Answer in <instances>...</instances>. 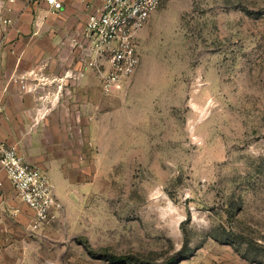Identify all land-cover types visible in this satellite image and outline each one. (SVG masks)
I'll list each match as a JSON object with an SVG mask.
<instances>
[{
    "label": "rangeland",
    "instance_id": "obj_1",
    "mask_svg": "<svg viewBox=\"0 0 264 264\" xmlns=\"http://www.w3.org/2000/svg\"><path fill=\"white\" fill-rule=\"evenodd\" d=\"M67 10H48L37 35L76 76L87 10ZM138 47L125 90L90 78L83 93L67 72L43 88L49 123L21 152L50 172L63 207L34 230L19 198L16 257L264 264V0H164Z\"/></svg>",
    "mask_w": 264,
    "mask_h": 264
},
{
    "label": "crops",
    "instance_id": "obj_2",
    "mask_svg": "<svg viewBox=\"0 0 264 264\" xmlns=\"http://www.w3.org/2000/svg\"><path fill=\"white\" fill-rule=\"evenodd\" d=\"M79 1L67 0L64 9L55 13H67V8L77 5ZM85 9L88 14L86 6ZM48 15V7L42 2L0 0V138L16 145L20 152L23 151L24 140L36 136L49 123L48 118L39 121L47 109L42 100L47 102L52 99L50 93L43 91V88L51 90L54 81H65L64 74H71L67 62H57L55 59L53 42L48 47L44 43L45 47L41 37L37 35L43 28L44 17ZM46 48L51 49L49 57L46 55ZM80 63L81 61V68ZM59 66L64 68L62 72ZM80 78L77 84L81 91L85 89L87 79L97 80L101 84L93 72ZM23 84H26V88L22 87ZM29 161L50 175L47 169ZM56 192L58 194L57 190ZM18 200L16 190L5 179L4 185L0 186V264H27L20 263L21 258L16 257L14 251L18 240L16 236L20 234L23 222L20 210L16 209ZM27 208L32 217L33 211L28 206ZM57 212L55 210L53 215ZM27 246V249H31Z\"/></svg>",
    "mask_w": 264,
    "mask_h": 264
},
{
    "label": "built area",
    "instance_id": "obj_3",
    "mask_svg": "<svg viewBox=\"0 0 264 264\" xmlns=\"http://www.w3.org/2000/svg\"><path fill=\"white\" fill-rule=\"evenodd\" d=\"M42 2L50 12L64 9L67 0H26ZM164 0H82L88 9L82 39L76 41L82 77L92 71L102 90L112 94L131 85L141 63L139 36ZM26 84H23L24 88ZM8 179L18 197L33 211L34 230L47 223L63 203L48 173L30 162L14 144L0 138V186Z\"/></svg>",
    "mask_w": 264,
    "mask_h": 264
},
{
    "label": "trees",
    "instance_id": "obj_4",
    "mask_svg": "<svg viewBox=\"0 0 264 264\" xmlns=\"http://www.w3.org/2000/svg\"><path fill=\"white\" fill-rule=\"evenodd\" d=\"M104 256L107 257L109 259L110 262L112 263H121L123 261H126V260H130V259H137L135 256L132 257V256H126V255H115V254H111V253H108V254H100V256Z\"/></svg>",
    "mask_w": 264,
    "mask_h": 264
}]
</instances>
